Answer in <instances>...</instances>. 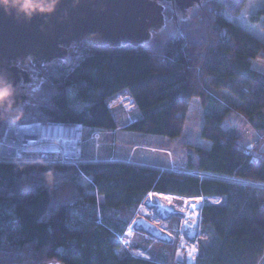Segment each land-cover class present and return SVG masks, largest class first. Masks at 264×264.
<instances>
[{"label":"trees","instance_id":"16d2710c","mask_svg":"<svg viewBox=\"0 0 264 264\" xmlns=\"http://www.w3.org/2000/svg\"><path fill=\"white\" fill-rule=\"evenodd\" d=\"M247 0H202L176 24L178 34L138 44L75 43L62 60L39 65L38 92L8 123L80 124L117 129L110 102L128 94L136 112L125 129L181 136L198 99L200 136L192 174L167 173L117 159L73 165L0 162V264H169L126 253L120 237L149 192L204 200L196 264H264V42L231 21ZM264 15V5L257 9ZM245 121L257 144L245 154L234 123ZM86 179V185L79 183ZM217 178V179H216ZM258 184V185H257ZM63 188L71 196L55 201ZM143 246L150 243L142 240ZM158 254H160L158 252ZM159 256V255H158Z\"/></svg>","mask_w":264,"mask_h":264},{"label":"rangeland","instance_id":"374dc122","mask_svg":"<svg viewBox=\"0 0 264 264\" xmlns=\"http://www.w3.org/2000/svg\"><path fill=\"white\" fill-rule=\"evenodd\" d=\"M202 2V0H200ZM162 6V26L156 29H153L151 33L148 34V39L142 41H149L152 36H156L157 39H167L175 37L178 34L177 25L180 21L186 17H188L192 11L195 9L196 3L193 6L184 8L182 10H177L176 5L173 4L171 6L170 3H159ZM264 5V0H247L245 6L242 10H240V14L235 17V19L229 18L234 23L238 24L245 31L251 33L256 36L260 40L264 42V15H257V9L261 8ZM164 12V13H163ZM175 15V16H174ZM141 42V43H142ZM75 46V45H74ZM73 46V47H74ZM70 48L66 53L69 54L71 50ZM65 55V56H66ZM30 56L27 57L30 60ZM253 68L260 71L264 74V61L261 59H255L252 62ZM29 77L32 82L26 84L23 91L24 96L28 99H32V101H27L24 99L18 106H16L19 110L23 109L25 106L30 105L33 102L34 98H36L38 92V78H34L32 74H29ZM38 80V81H37ZM119 104L112 103L111 113L115 119V123L117 124V129L111 131L109 133L100 132L99 140H91L90 134H92L93 129L89 127H83V142H82V157L83 159L86 157L90 159H97L98 157L102 158V156L109 155L114 156L119 153L125 156L131 157L133 160H137L142 163H152L163 165L165 167H154L160 170V168L168 169L167 173H183V174H192L186 170V163L188 159L190 162H196V154L193 147H202V148H210L211 143L208 140L203 139L200 136V128L202 124V114L200 110V106L198 103V99L193 98L190 101L188 108L187 119H185V124L183 128V132L181 136L176 138H168L158 135L151 134H143V133H134L125 129V126L128 125L130 120H135L134 108L131 107L130 111H126V103H127V95L123 94ZM120 107V108H119ZM121 109V110H120ZM13 123V122H10ZM8 123V124H10ZM237 128L240 129L243 137L245 139L246 145H250L253 142L254 134L251 127L245 122L237 119L234 122ZM97 156V157H96ZM104 158H102L103 160ZM108 159V158H107ZM87 160V159H86ZM99 160V159H98ZM119 160V159H117ZM100 161V160H99ZM140 165V164H137ZM146 166V165H143ZM152 167V166H150ZM217 179V178H216ZM80 184L83 186L86 185V179H80ZM258 185V184H257ZM70 189L63 188L59 190L56 194H54L55 201H62L71 196ZM172 195V194H171ZM175 205L180 208L184 200L178 201L175 199ZM134 216L131 217V220ZM154 219V220H151ZM130 220V222H131ZM147 222H151L156 224V226L160 227L161 225H168L166 229L170 232L173 240L169 244H162L154 242L147 237H142L138 234H135L132 238L131 246L129 247L133 251H129L128 248H124L126 253L129 255L137 254L134 253L136 250H142L146 253L147 258H150V254L147 249L150 248V252L154 255L153 259L159 262H166L169 264H175V249L178 244V240L181 236V216L179 214L171 215L170 219H166L164 222L161 219H156V217H146ZM129 222V223H130ZM199 236H197V240H199ZM147 240L150 243L147 245L146 249L143 246V241ZM131 252V254H130ZM158 252L160 254H158ZM132 255V256H135ZM135 257H138V256ZM159 255V256H158ZM140 257V256H139ZM22 264H33L29 261H25Z\"/></svg>","mask_w":264,"mask_h":264},{"label":"water","instance_id":"95a60500","mask_svg":"<svg viewBox=\"0 0 264 264\" xmlns=\"http://www.w3.org/2000/svg\"><path fill=\"white\" fill-rule=\"evenodd\" d=\"M163 1L169 0H62L54 15L37 17L31 23H18L0 12V70L7 71L15 86L17 69L9 71L4 67L10 59L24 60L30 56L50 61L60 58L71 44L83 41L100 46L141 43L148 39L149 29L162 26L159 3ZM170 1L175 2L179 11L200 2ZM127 34L137 39L124 41L121 37ZM19 94L24 96L23 92ZM24 99L32 101L26 96Z\"/></svg>","mask_w":264,"mask_h":264},{"label":"built area","instance_id":"2783aa9c","mask_svg":"<svg viewBox=\"0 0 264 264\" xmlns=\"http://www.w3.org/2000/svg\"><path fill=\"white\" fill-rule=\"evenodd\" d=\"M126 111H130L133 107L132 99L128 94ZM122 95L115 97L109 106H112V103H118ZM135 121V120H134ZM133 119L129 123L134 122ZM37 128L35 132V140L31 139L30 135L22 136L19 140V144L10 142V136H15L18 140L19 133L15 134L17 130H23L26 128ZM21 134V133H20ZM25 134V133H24ZM83 127L80 124H68V123H51V122H29V123H10L4 127L0 136V162H9V163H20V164H41V165H73L77 166L84 162H98L97 159L86 160L82 157V142H83ZM28 137V139H26ZM100 131L94 130L90 134L91 140H99ZM257 144L256 141H253L250 145L245 147V154H249L250 151ZM129 163V161H126ZM168 169L160 168V171H167ZM153 197L167 200L173 206V209L179 211L181 216V236L178 240V244L175 249V264H196L197 256V236L200 235V212H201V203L203 201L209 200L212 202H219L218 197L204 198H186L178 195H171L168 193H157L149 192L148 195L141 200L136 208L131 222L128 224L127 228L123 232L122 236L119 238L122 247L128 248L129 251H133L129 247L131 246L132 238L135 234H138L142 237H147L148 239L162 244H169L172 242L173 237H171L170 232L166 229L168 225L165 226L164 222L166 219H170L171 215L174 216L175 212H171L166 215L165 218L160 216L157 212V203L153 201ZM175 199L178 201L184 200L183 205L178 208L175 205ZM188 206L193 209L192 213H195V210L198 212V223L197 231L193 239V244L190 243L188 248L185 246L186 238L192 235L187 233V229L191 226L186 219H184L183 210H187ZM146 217H156V219H161L164 222V225L160 227L156 224L147 222ZM154 220V219H151ZM157 230L158 233H156ZM130 252V254H131ZM129 253V252H128ZM134 253H138L141 258L149 259L146 256V253L142 250H136ZM135 255V254H131ZM137 255V254H136ZM135 255V256H136ZM138 256V255H137ZM138 256V257H139Z\"/></svg>","mask_w":264,"mask_h":264},{"label":"clouds","instance_id":"9594fccd","mask_svg":"<svg viewBox=\"0 0 264 264\" xmlns=\"http://www.w3.org/2000/svg\"><path fill=\"white\" fill-rule=\"evenodd\" d=\"M78 2V0H77ZM62 0H0V12L18 23H31L37 17L55 14ZM16 88L6 70H0V120H19L22 113L16 107Z\"/></svg>","mask_w":264,"mask_h":264},{"label":"flooded vegetation","instance_id":"af4514ba","mask_svg":"<svg viewBox=\"0 0 264 264\" xmlns=\"http://www.w3.org/2000/svg\"><path fill=\"white\" fill-rule=\"evenodd\" d=\"M164 3H170L171 6L175 4V2H172V1H163ZM195 1H193L192 3H194ZM164 13V12H163ZM154 28L152 29H149L148 31V34L151 33V31L153 30ZM124 41H135L137 38L133 35H130L127 34L123 37H121ZM75 45V43L71 44L70 46L67 47L66 49V53L68 52L67 50H69L70 48H72L73 46ZM66 53L62 54V56L60 58H54L50 61H46V60H37L33 57L30 58V60H28L27 58H25L24 60H20V59H10L7 61L6 64H4L5 68L9 71H13V68H16L17 69V80H16V84H15V88H16V92H17V95H16V106H18L23 100H24V96H22L21 94H19V91H23L26 84L29 83V74H31L33 71H36L38 70V66L39 65H49V64H52L53 62L57 61V60H62Z\"/></svg>","mask_w":264,"mask_h":264},{"label":"bare ground","instance_id":"6f19581e","mask_svg":"<svg viewBox=\"0 0 264 264\" xmlns=\"http://www.w3.org/2000/svg\"><path fill=\"white\" fill-rule=\"evenodd\" d=\"M35 132H37V128H26V129H23V130H17V132H13L15 134L19 133V136H18V140H16L15 136H10V142L12 141V143H15V144H19V140L21 139L20 137H22L23 135L24 136H28L31 134L30 138L35 140ZM21 133V134H20ZM25 133V134H24ZM28 139V137L26 138ZM153 201H155L157 203V212L160 216H162L163 218L166 217V215L170 214L171 212H175L177 214H179V211L173 209V206L171 205L170 202H168L167 200L165 199H162L161 197H158V198H155L153 197ZM193 212V209L190 208V206H188L187 210H183V215L184 216V219L187 220V222L191 225L189 227V229H187V233H190L192 235V237L190 238L187 237L186 241H185V246L186 248H188V246L190 245V243L193 244V239L195 236V233L197 231V223H198V212L197 210H195V213H192ZM156 231V233H158L157 230H154Z\"/></svg>","mask_w":264,"mask_h":264},{"label":"crops","instance_id":"0c3cea01","mask_svg":"<svg viewBox=\"0 0 264 264\" xmlns=\"http://www.w3.org/2000/svg\"><path fill=\"white\" fill-rule=\"evenodd\" d=\"M112 107V106H111ZM120 108V107H119ZM121 110V109H120ZM135 116H136V114H135ZM97 157V156H96ZM102 158H104V159H109V160H111V159H119V160H121V161H124V162H126V161H129V163H131V164H140V165H147V166H152V167H156V166H158V167H165V166H163V165H158V164H152V163H142V162H139V161H135V160H133L131 157H129V156H125V155H122V154H118V155H114V156H109V155H105V156H102ZM102 158H100V157H98L97 158V160L99 159L100 161L102 160ZM85 159V158H84ZM86 159L88 160L89 158H87L86 157ZM96 159V158H95ZM90 160H92V159H90ZM98 160V161H99Z\"/></svg>","mask_w":264,"mask_h":264}]
</instances>
